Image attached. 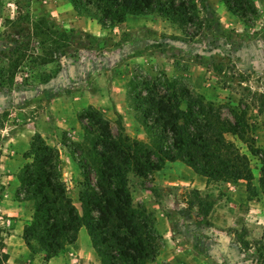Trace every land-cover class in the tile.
Here are the masks:
<instances>
[{"label":"rangeland","instance_id":"rangeland-1","mask_svg":"<svg viewBox=\"0 0 264 264\" xmlns=\"http://www.w3.org/2000/svg\"><path fill=\"white\" fill-rule=\"evenodd\" d=\"M253 3L257 15L243 18L228 11L220 0H209L203 14V34L190 41L177 25L155 14L131 16L117 26L105 25L108 31L99 37L98 30L90 34L82 27L91 20L100 29L105 26L90 17V12L76 9L70 0H0V264L49 261L44 252L31 251L24 239V230L35 216V200L25 195L30 184L24 182L28 178L24 166L31 162L25 154L37 135L59 150L61 179L79 206L82 172L74 143L82 141L87 121L81 115L91 105L90 97L76 98L77 92L101 90L103 106L91 107L103 114L112 130L116 132L122 121L131 138L150 142L149 132L141 123V105L134 98L144 94L146 79H168L185 92L183 97L212 102L226 118L234 119L232 109L246 113V122L252 128L248 137L253 136L255 146L264 152V0ZM72 26L78 30L73 31ZM47 27H51L49 34L44 33ZM64 28L69 30L65 35L56 32ZM69 57L77 58L78 68L62 67ZM88 65L89 80L83 67ZM117 101L124 103L128 113L117 112ZM227 138L250 158L255 179L249 184L257 192L252 199H264V183L259 182L264 178V163L260 159L264 156L252 155L235 136ZM155 173L148 180L134 175L129 180L134 205H143L153 216L162 238L157 242L160 251L155 261L147 264H216L199 253L171 257L170 251L177 250V246L172 244L168 248L164 242L166 220L162 213L168 214L156 204H160V195ZM221 190L209 193L189 189L182 195L190 205L199 204L203 215L214 203L231 211L233 207L222 197ZM247 208V204H241L237 218L233 219L235 224L230 223L238 224L239 229L229 227L238 230L242 253L248 247L244 238L249 233V220L243 214ZM261 225L263 229L250 241L257 247L255 262L245 260L237 249L230 259L217 262L264 264V223ZM83 234L87 235L86 230H80L76 242L58 255L59 264H67L73 250L85 255L94 251ZM94 258L83 259L82 264H101L96 253Z\"/></svg>","mask_w":264,"mask_h":264},{"label":"trees","instance_id":"trees-1","mask_svg":"<svg viewBox=\"0 0 264 264\" xmlns=\"http://www.w3.org/2000/svg\"><path fill=\"white\" fill-rule=\"evenodd\" d=\"M76 9L91 13L102 26L123 24L131 16L158 15L177 25L193 41L203 34V14L209 0H70ZM243 18L256 16L253 0H220ZM79 7V8H78ZM51 27L44 28L49 34ZM67 29L56 32L65 35ZM54 32V33H56ZM52 35V34H51ZM88 36H90L88 34ZM144 94L136 99L141 123L150 142L131 138L122 121L116 132L103 114L89 107L81 119L82 141L75 142L82 181L78 204L59 172V150L37 135L25 157L30 187L25 195L35 200V216L24 230L27 247L44 252L46 260L74 244L86 228L101 264H147L155 261L162 240L153 216L143 205H134L130 175L150 179L167 162L180 161L209 181L246 182L249 199L257 196L249 184L255 179L250 158L227 135L237 137L255 156L264 152L255 146L247 114L231 110L234 119L222 116L212 102L183 97L168 79H146ZM188 93V92H187ZM183 105L185 107H183ZM120 119L121 116L119 115ZM264 163V159L260 158ZM264 183V178H260ZM264 191V189H263ZM28 198V199H29Z\"/></svg>","mask_w":264,"mask_h":264},{"label":"crops","instance_id":"crops-1","mask_svg":"<svg viewBox=\"0 0 264 264\" xmlns=\"http://www.w3.org/2000/svg\"><path fill=\"white\" fill-rule=\"evenodd\" d=\"M162 19L168 21L164 18ZM91 21L82 27L85 32L88 31L91 34L93 30H98L97 35L99 37L106 35L108 27L105 26L106 28L102 27L100 29V27L98 28L97 25ZM72 27L74 29L73 31L78 30L74 28L75 26ZM116 29H119V27H116ZM76 59L77 58L72 57L67 58L62 63V67H70L69 69L67 68L68 70L78 68L79 65ZM89 64L91 65V63ZM85 66H83L84 74L87 75V79L89 80L91 68H89V65L87 67ZM94 67L95 65H92L93 70ZM54 79L55 77L51 78L50 81ZM85 93L82 94L77 92L76 98L90 97L89 103L91 106L95 108L103 106L102 103L104 99L101 90L94 89L93 91H86ZM116 110L121 115H124L126 113L125 111H127L124 107V103L121 101L116 102ZM46 133L47 130L44 129V134ZM167 168H169L168 171L159 177V173L161 174L163 170ZM154 178L156 179L155 182L160 195V204L158 202L156 204L164 208L168 214L166 216L162 213L166 220L163 225L165 227L163 228L165 245L168 248L171 247L172 244L177 246V250L174 252L170 251L171 257H182L183 253H186V255H195L199 253V255L203 256L206 260H215L216 264H219L218 262L221 260L225 261L226 259H230L235 251L234 249H237L238 253L244 255L245 260H252V262H255L254 259L257 258V253L254 254V252L257 251V247L250 241H252L253 236L257 232L263 229L261 223H264V199H261L260 196L255 199H249L246 183L243 181L235 182L233 180L219 182L209 181L206 177L197 174L192 168L180 161L167 162L162 170L154 174ZM219 188L222 189V197L225 198L230 207H233L231 211L227 207H218V205L214 203L212 207L210 206L206 215H203L199 204L194 203L190 205L187 197H183L182 195V193L187 192L189 189L214 193L215 191L219 192ZM218 203L221 202L218 201ZM241 204H247L248 208L243 214L247 217L246 220H249V233L244 238L245 241H248V247H246V249L243 248L244 253L241 252L242 243L238 237V230H235L239 229V225L230 224L231 221L234 223V218H237L236 213ZM238 212L241 214L240 211ZM230 225L235 229H230ZM253 229L255 232L252 231ZM81 230H86V228H82ZM83 235L87 236L92 246L88 232L87 235ZM93 252L96 253L95 250ZM93 252L89 251L85 255L83 251L73 250L68 254L69 257L66 260L67 264H82L83 259L94 258L95 253ZM173 253L174 255H172ZM57 259L58 256L51 258L48 264H59Z\"/></svg>","mask_w":264,"mask_h":264}]
</instances>
